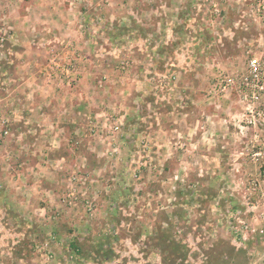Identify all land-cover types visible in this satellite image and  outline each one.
<instances>
[{
	"label": "rangeland",
	"instance_id": "rangeland-1",
	"mask_svg": "<svg viewBox=\"0 0 264 264\" xmlns=\"http://www.w3.org/2000/svg\"><path fill=\"white\" fill-rule=\"evenodd\" d=\"M158 1L149 36L124 18L80 44L70 18L52 40L64 101L50 109L70 131L33 145V211H9L4 264H264V237L244 240L239 223H264V91L243 83L264 61V4L198 0L174 22Z\"/></svg>",
	"mask_w": 264,
	"mask_h": 264
},
{
	"label": "crops",
	"instance_id": "crops-1",
	"mask_svg": "<svg viewBox=\"0 0 264 264\" xmlns=\"http://www.w3.org/2000/svg\"><path fill=\"white\" fill-rule=\"evenodd\" d=\"M147 1L83 0L69 9L64 0H0V22L10 26L11 36L2 50L5 56L0 57V245L4 244L6 230L3 222L10 221L9 211L18 215L33 211V201H30L33 196L30 195L33 192V145L48 143V133H54L58 127L63 132L65 128L69 129V125L59 126L64 116L56 113L58 109H50L55 101H64L62 91L56 88L58 79L51 77L47 70V54L52 40L56 37L63 41L62 37L68 32L66 22L70 18L77 22L76 36L80 44L89 41L88 45L94 46L101 43L106 24L124 18L142 20V33L149 36V26L157 20L152 16L166 15V8L159 11ZM161 1L171 7L167 9L171 11L167 19L174 22L187 19L184 6L192 8L198 3V0H160L155 5L161 6ZM167 29L164 26L162 32H158V45L162 44L160 38L166 39ZM126 31V39L133 43L137 32ZM176 32L180 42L181 30ZM107 45V50H111V44ZM97 50L95 48V53ZM55 120L58 125L53 123ZM4 121L7 122L5 126ZM36 122L39 123L37 126L33 124ZM5 128L8 134L3 136L1 133ZM33 133H44L45 136L34 140ZM15 221L18 229L19 223ZM2 257L0 253V264H4Z\"/></svg>",
	"mask_w": 264,
	"mask_h": 264
},
{
	"label": "built area",
	"instance_id": "built-area-1",
	"mask_svg": "<svg viewBox=\"0 0 264 264\" xmlns=\"http://www.w3.org/2000/svg\"><path fill=\"white\" fill-rule=\"evenodd\" d=\"M260 4H264V0L260 1ZM243 83L244 85H249L251 87H253L254 89L256 88L257 91L261 94V92L264 91V61L262 60H258L256 58H252L250 59V61L248 62V75L246 77H243ZM225 86L226 85H233L234 81L231 80H225L224 81ZM255 96H253L254 98ZM249 98L251 99V97L249 96ZM241 224V226H243L245 231H242L243 233V239L244 240H248L251 238H253V236H250V234H248V232H252V235H260L262 237H264V223H263V219H262V224L258 227V228H253L251 229V225L246 223L245 221H240L239 222Z\"/></svg>",
	"mask_w": 264,
	"mask_h": 264
}]
</instances>
